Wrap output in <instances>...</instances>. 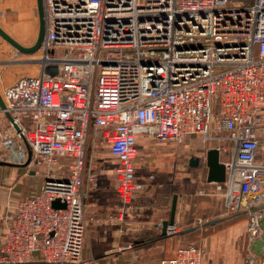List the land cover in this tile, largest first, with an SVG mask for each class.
Returning <instances> with one entry per match:
<instances>
[{
  "label": "built area",
  "instance_id": "2783aa9c",
  "mask_svg": "<svg viewBox=\"0 0 264 264\" xmlns=\"http://www.w3.org/2000/svg\"><path fill=\"white\" fill-rule=\"evenodd\" d=\"M43 6L40 55L14 60L38 63L41 72L21 77L2 96L33 158L68 170L48 173L38 191L20 199L0 263H28L38 253L50 264H82L87 137L95 128L119 161L116 187L126 207L137 188L139 135L177 143L198 135L215 143L207 151L219 150L226 177L206 179L211 187L204 190L221 197L228 213L248 214L244 264H264V0H43ZM52 47L64 55L51 58ZM9 124L0 126V148L24 162L26 147ZM88 179L95 185V170ZM56 199L66 206L54 207ZM179 229L175 221L167 234ZM205 253L190 241L159 264H203Z\"/></svg>",
  "mask_w": 264,
  "mask_h": 264
},
{
  "label": "crops",
  "instance_id": "0c3cea01",
  "mask_svg": "<svg viewBox=\"0 0 264 264\" xmlns=\"http://www.w3.org/2000/svg\"><path fill=\"white\" fill-rule=\"evenodd\" d=\"M22 44L31 45L33 42ZM17 58L26 61L36 57L18 53L7 41L0 38V64L13 63ZM26 69L28 68L24 70ZM20 78L17 76L16 79L5 83L3 88L14 84ZM9 123L7 116L0 114L1 127L8 128ZM154 141L160 142L148 135L137 137V148L141 150L140 157L135 161L137 174H144L146 169H150L149 164L152 160L155 162L164 160L166 164L168 163L169 168L166 172L170 178L168 182L153 186L152 189L139 188L136 191L139 197L127 207L120 203L113 189L98 192V182L93 185L88 180L86 183L84 181L83 189L88 196L86 200L88 230L82 264H159L163 258L174 256L177 248L184 242L183 235L163 234L162 223L170 218L174 194L178 195L176 223L183 229L187 226L184 225L187 206L183 200V192L179 189L172 190L169 186L184 183V180L181 182L180 179L181 175L186 174V168L197 172L205 163L202 165L201 160L200 165L191 166L190 161L196 156H188L186 151H169L171 146L163 144L164 142L153 144ZM106 144L112 155L109 143ZM152 145H158L160 149L155 150ZM87 168L86 178L94 170L93 166ZM206 172L208 173V170ZM100 177L98 174V178ZM43 183L44 180L40 182L39 176L31 169L26 172L23 167L0 165V248L5 231L13 221L18 202L30 193L38 191ZM218 199L220 201L218 200L214 207V214L221 221L209 224L212 228L215 225V228L207 230L208 226L202 225L210 221L206 219L204 223L195 225L197 229L192 231L202 236V245L206 248L203 264H244L245 248L248 244L246 233L248 221L244 220L243 224L240 219L234 220L230 216H223V199ZM128 243H132L133 247L125 248ZM24 264L50 263L41 260L38 253H34L31 261Z\"/></svg>",
  "mask_w": 264,
  "mask_h": 264
},
{
  "label": "rangeland",
  "instance_id": "374dc122",
  "mask_svg": "<svg viewBox=\"0 0 264 264\" xmlns=\"http://www.w3.org/2000/svg\"><path fill=\"white\" fill-rule=\"evenodd\" d=\"M0 25L8 30L11 36L18 42L34 43L39 29L36 0H0ZM48 54L51 58H60L64 55V49L62 47H52L48 50ZM23 55L38 57L40 55V51H36L31 54L23 53ZM25 68L28 69L24 70ZM41 68V65L35 62H22L21 64L13 62L6 65L0 64V92L2 91L3 93L5 83L16 79L17 76L24 77L39 74L41 72ZM0 126H2V124ZM18 143L25 147L21 137H19ZM154 143L160 142L154 141L153 144ZM163 144L171 146L169 151H186L188 156L191 155V157H200L202 159V165L205 162L204 159L206 157L207 149L210 146L215 145V143L204 141L202 137L198 135L187 137L181 143L164 142ZM157 146L158 145H152L155 150L160 149V147ZM137 149L140 153L141 150L139 148ZM7 151L8 150L5 148H0V159L9 160V157L6 155ZM151 162L152 163L149 164V166L151 165L150 169H146L144 174H137V179L135 181L137 188L132 202L139 197L138 194H136V191L139 188L152 189L154 188L153 186H158L166 181L168 182V179L170 178V175L166 172L169 168L167 166L168 163L166 164L164 160L157 162L152 160ZM90 166H93V169L97 173V178L98 174L101 175V177L96 181L98 182L99 187L100 185L102 186L99 188L97 185L98 192H101L100 190L105 191L113 189L114 193L118 196L120 203H123L116 187L118 183L117 168L120 166L119 161L115 156L110 154L103 133L95 128L90 130L87 137L86 169L88 170L87 167ZM23 168L26 172L28 169H31L36 176H39L40 182H42L46 175L51 173L53 170L62 172H67L68 170L65 166H58L57 163L50 165L34 158L27 167ZM49 168H52V170H49ZM207 170L208 168L205 165L204 167L199 168V171L197 172L186 168V174L181 175L180 179L181 182L184 180V183L175 185L170 184L169 186L172 190L179 189L183 192V200L186 202L187 206L185 212L186 224H184L187 226L184 228L202 224L206 221V219H218V217L214 214V207L219 200L218 198L221 199V197L204 190L205 188L209 189L211 187V185L206 183ZM87 180L89 181L88 177H85V183ZM219 206H221L220 202ZM222 212L223 216H230V218H233L234 220L240 219L243 224L245 223L244 220L248 221V214L244 211L228 213L225 207H223ZM200 218L202 219L201 222L199 221ZM211 226L212 225L208 226L207 230L215 228V225L213 228ZM182 229L183 228H180L179 231ZM203 232H205V230ZM201 237L198 233H188L185 236L184 243L192 241L202 244Z\"/></svg>",
  "mask_w": 264,
  "mask_h": 264
},
{
  "label": "water",
  "instance_id": "95a60500",
  "mask_svg": "<svg viewBox=\"0 0 264 264\" xmlns=\"http://www.w3.org/2000/svg\"><path fill=\"white\" fill-rule=\"evenodd\" d=\"M36 5H37V12H38V19H39V29H38L37 38L33 44L25 45V44L18 42L15 38H13L11 36V34L9 33L8 30H6L3 26L0 25V38L7 41L12 47H14L20 53L31 54V53L38 51V49L40 48L41 43L44 39L45 31H46V23H45V12H44L43 0H36ZM50 73L55 74L56 69L51 70ZM0 109L4 112V114L10 120V122L13 124L14 129L20 134V136H21V138L25 144V147L27 150V155H28L27 159L24 162H14V161H10V160L0 159V165L11 166V167H27L33 159L32 147L28 143L26 136L21 131L19 125L14 121L11 113L8 111V109L6 107L5 100H4L1 92H0ZM205 160H206V165L208 167V173H207V178H206L207 181L208 182L224 181L225 177H226V168H225L224 163L220 161L219 150L217 148L209 149L206 153ZM200 163H201V159L199 157L192 158L190 161L191 166H198V165H200ZM177 199H178V195L174 194L170 218L167 220H164L162 223V230H163V234H165V235H168L167 234L168 225H172L176 221L175 217H176ZM53 206L56 208H60V207H65L66 204L62 203L60 201V199H56L53 202ZM260 207H263V206H260ZM219 220H220V218L219 219H213V220L205 222L202 225L214 224ZM196 229H197V226H192V227L184 228L177 233L178 234H186V233L192 232ZM261 243H262V240H259L258 243L255 245V248L257 250L260 249Z\"/></svg>",
  "mask_w": 264,
  "mask_h": 264
},
{
  "label": "trees",
  "instance_id": "16d2710c",
  "mask_svg": "<svg viewBox=\"0 0 264 264\" xmlns=\"http://www.w3.org/2000/svg\"><path fill=\"white\" fill-rule=\"evenodd\" d=\"M206 226H209V224H206ZM189 233H192V232H189ZM174 234H178V233H174ZM188 233H186V234H179V235H183V236H186ZM186 243H184V242H182L181 244H180V246H183V245H185ZM179 246V247H180Z\"/></svg>",
  "mask_w": 264,
  "mask_h": 264
}]
</instances>
